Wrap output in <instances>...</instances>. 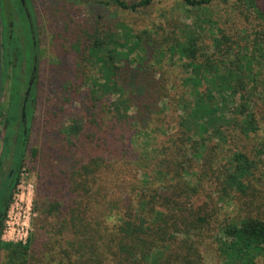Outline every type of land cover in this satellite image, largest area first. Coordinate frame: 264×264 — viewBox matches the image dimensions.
Returning <instances> with one entry per match:
<instances>
[{
    "label": "trees",
    "instance_id": "trees-1",
    "mask_svg": "<svg viewBox=\"0 0 264 264\" xmlns=\"http://www.w3.org/2000/svg\"><path fill=\"white\" fill-rule=\"evenodd\" d=\"M0 2L13 77L39 44L48 61L24 118L16 87L0 111V236L28 164L38 214L25 245L0 240V264H264L262 159L223 154L264 131V0H85L78 14L24 0L28 15ZM57 61L63 88L87 86L80 112L57 103ZM208 185L205 214L191 200Z\"/></svg>",
    "mask_w": 264,
    "mask_h": 264
},
{
    "label": "rangeland",
    "instance_id": "rangeland-1",
    "mask_svg": "<svg viewBox=\"0 0 264 264\" xmlns=\"http://www.w3.org/2000/svg\"><path fill=\"white\" fill-rule=\"evenodd\" d=\"M35 1H37V0H35ZM50 1L54 2L53 4L61 5L60 12H62L65 7H68L69 9H74L76 14L81 12L82 7L85 4V0H79V1L74 0L75 1L74 4L71 3L68 0H62V1H60V0H46V3L50 2ZM178 5H176V7H177V10L179 11V15L181 16L182 19H184V16H186L187 13L183 9L182 6H180V8H179ZM58 15H59V13H57V17H58ZM66 48H67V46H66ZM66 51L69 52L68 49H66ZM74 59H75V56H74V58H71V59L63 57L64 64H65V66L67 65V69H68V65L70 63H71L70 65L72 66V61ZM57 60H59V59H57ZM57 65H58L57 66V79H56V81H57V84H56V98H57L56 100H57V103L64 104L65 107L68 108V109H71V111H72V109H75L78 112H80V110L82 109L83 100L85 98V92H86L85 89L87 88V86L84 85V86H79L77 88L71 89V86L69 85L70 82H66L65 86L63 88L62 87V83H63V81L65 79H67L66 77L68 75L65 74V70H64V68H62V65L59 66V62L58 61H57ZM179 75L180 76L177 77L179 79H177V80L183 79L184 74H183V72L181 70L179 71ZM66 90H69L70 92H67ZM260 96H261L260 98H262V101H264V90H262V89H261ZM252 108H253V106H252ZM68 119L69 118H67V120H66L67 124L69 123ZM262 133H263V137H264V131L263 132L261 131L257 135H253L252 137H250L247 140L244 139V140H240V141H237V140L236 141H230L228 146L226 147V152H223V154H225V153L228 154L230 151H242V152H249V154L252 157H255V158L258 157L259 159H262V170H261L262 171L261 172L262 173V180L261 181H256L255 180L254 184H255L258 192L262 191V194H263L264 193V167H263V165H264V151L262 152V154L257 153L256 150L253 152V150L258 147V143H260V140L262 139ZM167 134L170 135L169 132H167ZM160 138H164V137H160ZM165 138H166V140H168L169 136H168V138L167 137H165ZM155 144L156 145L152 144L154 149H156L158 147H161L163 145H165V147H166V145H167L165 142L161 143V140H159V139L155 141ZM7 149H8L7 151L10 152L9 151V147ZM3 154H4V148H3V142H2V150H1V153H0V157H2ZM6 155H9V153H6ZM8 157H10V155ZM5 161H6L7 165L10 162L9 159H5ZM196 166H199V163H197ZM4 168L5 167L3 166V169ZM33 168L34 167H33L32 164H28L27 166H24V167L21 168L20 173H22V176L19 173L18 182H17V185H16V187H15V189L13 191V194H12V199H13V196L16 195L18 193V191L22 190L21 187H26L27 185H29L31 187L30 188V196L29 197H30V201H31V204H32V206H31L32 213L34 214V216L30 220V232H29L28 240L31 237V235H33L34 232H35L34 227L32 226L33 221H34V219H38V214L33 210V201H34L35 183H36V174H35V172H33V170H32ZM198 168L199 167H196V169H198ZM0 171H1V167H0ZM135 173L136 172L133 170L130 175H128L127 177H125L123 179H126L128 181H132V182L136 183L137 186H138L139 185V181H141V179H142V174H140V172H139V173H136V175H135ZM134 179H136L137 182ZM21 181L24 182V183L23 184L20 183ZM123 191H124V188H123ZM205 191H207V194L209 195V193L211 192V188H210L209 185L206 186L204 189L199 190L197 195L194 198H192L191 201L197 207H200L206 214V213H209L211 211V208H212L213 204H215L214 203L215 202V198L212 199V201L207 199V197H206L207 195L205 194ZM125 192H128V191L125 190ZM12 199H11L10 203H12V201H13ZM4 219H5V217H4ZM4 219H3V223H4ZM39 235H40V238L43 239V241H41V242H44L45 241L44 239H45V235H46V230H42V232H40ZM28 240L26 241V243L28 242ZM25 244H21V245H25ZM206 258H207V260H206L205 264H213L214 261L212 259L211 253H208L206 255Z\"/></svg>",
    "mask_w": 264,
    "mask_h": 264
},
{
    "label": "flooded vegetation",
    "instance_id": "flooded-vegetation-1",
    "mask_svg": "<svg viewBox=\"0 0 264 264\" xmlns=\"http://www.w3.org/2000/svg\"><path fill=\"white\" fill-rule=\"evenodd\" d=\"M22 1V5L24 6V10L25 13L28 15V6L25 4L24 0ZM10 28L12 26L11 23H9L8 25ZM33 28V25L30 26V28ZM4 27L2 26L1 23V55H2V80H1V105H0V111H2L3 116H6V112L7 109L10 107V102L12 100V94H13V87L17 88V94L20 97V101H21V116L22 119L24 118V110L26 108V104L27 101L30 97V94L32 93V91H36V93H38L39 89L41 87H43V85L46 82V72L43 70V68L46 66V63L48 64V61L46 59V55L42 54V50H41V46L39 44V59L37 57V55H34V61L31 64V69L28 68V61L25 57V55L23 54L22 59L17 61V65L15 66L17 69V73L15 75V78L13 77V67H12V63L10 62L9 58H8V53L4 47V45L2 44L3 42V37H4ZM10 31V30H9ZM7 38L10 40L11 36H7ZM32 39H34V45L36 46L37 42H36V38L32 37ZM39 41V39H38ZM19 48L21 50V52L23 53L25 51V47H24V38L22 39V41H19ZM6 47H7V43H6ZM8 48V47H7ZM38 59V60H37ZM54 70L51 71V75L53 74ZM16 81V82H15ZM16 83V85H13V83ZM32 88V90H31ZM14 174L15 171L14 169H12L9 172V177L11 179H8L7 183L12 182V180L14 179ZM13 177V178H12Z\"/></svg>",
    "mask_w": 264,
    "mask_h": 264
},
{
    "label": "built area",
    "instance_id": "built-area-1",
    "mask_svg": "<svg viewBox=\"0 0 264 264\" xmlns=\"http://www.w3.org/2000/svg\"><path fill=\"white\" fill-rule=\"evenodd\" d=\"M30 188L29 185L21 187L22 190L13 196V201L9 204L0 236L4 243L25 244L28 240L30 220L34 216L29 197Z\"/></svg>",
    "mask_w": 264,
    "mask_h": 264
},
{
    "label": "water",
    "instance_id": "water-1",
    "mask_svg": "<svg viewBox=\"0 0 264 264\" xmlns=\"http://www.w3.org/2000/svg\"><path fill=\"white\" fill-rule=\"evenodd\" d=\"M2 55H1V2H0V105H1ZM0 153H1V127H0Z\"/></svg>",
    "mask_w": 264,
    "mask_h": 264
}]
</instances>
